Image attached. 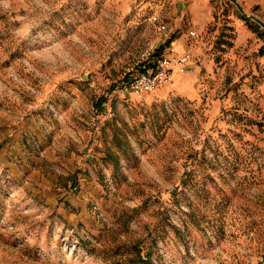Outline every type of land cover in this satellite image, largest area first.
I'll return each mask as SVG.
<instances>
[{
	"label": "rangeland",
	"instance_id": "obj_1",
	"mask_svg": "<svg viewBox=\"0 0 264 264\" xmlns=\"http://www.w3.org/2000/svg\"><path fill=\"white\" fill-rule=\"evenodd\" d=\"M114 262L264 264V0H0V264Z\"/></svg>",
	"mask_w": 264,
	"mask_h": 264
},
{
	"label": "built area",
	"instance_id": "obj_2",
	"mask_svg": "<svg viewBox=\"0 0 264 264\" xmlns=\"http://www.w3.org/2000/svg\"><path fill=\"white\" fill-rule=\"evenodd\" d=\"M150 21L154 24L157 30L164 31L166 24L161 21L158 15H152ZM194 32H192L193 34ZM144 59H151L153 52L149 49L143 52ZM187 55H183L178 59V64H185L187 62ZM173 79V66L171 60L167 57L158 59V64L154 67H147L142 73L131 77L126 86L134 93L142 94L153 90L161 84L171 82Z\"/></svg>",
	"mask_w": 264,
	"mask_h": 264
},
{
	"label": "crops",
	"instance_id": "obj_3",
	"mask_svg": "<svg viewBox=\"0 0 264 264\" xmlns=\"http://www.w3.org/2000/svg\"><path fill=\"white\" fill-rule=\"evenodd\" d=\"M156 15V14H154ZM173 44L176 46V48L180 49L183 48V45L178 44L177 42H173ZM149 49V48H148Z\"/></svg>",
	"mask_w": 264,
	"mask_h": 264
},
{
	"label": "trees",
	"instance_id": "obj_4",
	"mask_svg": "<svg viewBox=\"0 0 264 264\" xmlns=\"http://www.w3.org/2000/svg\"><path fill=\"white\" fill-rule=\"evenodd\" d=\"M113 264H122V263H120V262H114Z\"/></svg>",
	"mask_w": 264,
	"mask_h": 264
}]
</instances>
